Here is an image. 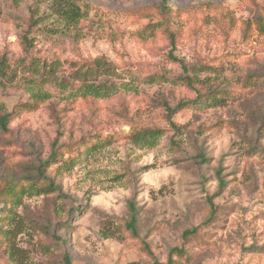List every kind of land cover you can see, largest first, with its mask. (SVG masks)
Segmentation results:
<instances>
[{"label":"rangeland","instance_id":"374dc122","mask_svg":"<svg viewBox=\"0 0 264 264\" xmlns=\"http://www.w3.org/2000/svg\"><path fill=\"white\" fill-rule=\"evenodd\" d=\"M63 1L0 0V264H264V0Z\"/></svg>","mask_w":264,"mask_h":264},{"label":"trees","instance_id":"16d2710c","mask_svg":"<svg viewBox=\"0 0 264 264\" xmlns=\"http://www.w3.org/2000/svg\"><path fill=\"white\" fill-rule=\"evenodd\" d=\"M168 2V0H161V4H160V13L164 14L166 12V3ZM57 6H56V13L57 15L67 24H76L80 19H81V13L79 12V9L74 6L73 4H68L63 0H58ZM170 46L172 47L171 53L169 54V59H171V61L181 65L182 68H184L183 63L181 60L177 59L176 57H174L172 55V51L175 49V45H174V36L171 35L170 36ZM21 45L23 47V51L26 53L29 51L30 47H31V43L29 42V40L26 38V36H23L22 38V42ZM6 64V59L4 56L0 57V76H3V70H4V66ZM34 64L33 62L30 63V65ZM86 72H84L83 74H90L92 75L93 73H99L101 74H105L107 71V65L105 64V62L101 59H97L94 60L90 63V65L86 68L85 70ZM81 74V75H83ZM194 78L191 76H186L184 78V81L186 83V85L189 88H193L194 87ZM84 96H91L93 98H97L99 97V94L97 91L92 90V87H85L84 88ZM213 101L212 104L214 105V107L217 106V101L215 100H211ZM201 102V100H200ZM199 103V101H198ZM184 103H180L179 105H177L176 109H179V107H181ZM185 105V104H184ZM167 110L169 108H166ZM169 112H173V110H169ZM9 115L6 113H2L1 109H0V130L2 132H7L8 128V122H9ZM160 135L159 131L156 130H147L145 132H143L142 134H139L140 137H142L144 140L147 141H151L154 140L156 137H158ZM56 155L54 152H52L49 156V158L46 160V162H44L41 165V168H47V166L49 165V163H52L55 159ZM41 168L38 169L39 175L43 176V172L41 171ZM39 178V177H38ZM37 178V179H38ZM220 185H223V182L220 181ZM46 190H52L53 186L49 185L48 187L45 188ZM126 228L127 230H129L131 232V234L133 236H136V209L133 205L129 206V221L126 224ZM194 232V230L192 231H185L183 233V238H186L187 236L191 235ZM64 264H70V261L67 257L64 258ZM130 264H137V263H130Z\"/></svg>","mask_w":264,"mask_h":264}]
</instances>
